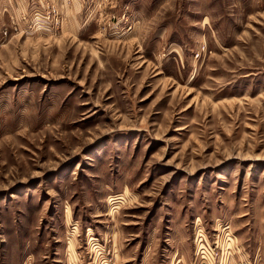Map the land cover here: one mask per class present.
<instances>
[{
    "label": "rangeland",
    "instance_id": "rangeland-1",
    "mask_svg": "<svg viewBox=\"0 0 264 264\" xmlns=\"http://www.w3.org/2000/svg\"><path fill=\"white\" fill-rule=\"evenodd\" d=\"M0 264H264V0H0Z\"/></svg>",
    "mask_w": 264,
    "mask_h": 264
}]
</instances>
